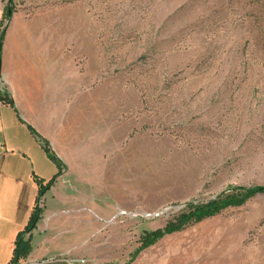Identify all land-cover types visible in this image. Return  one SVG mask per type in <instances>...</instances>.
Wrapping results in <instances>:
<instances>
[{
	"label": "rangeland",
	"instance_id": "obj_1",
	"mask_svg": "<svg viewBox=\"0 0 264 264\" xmlns=\"http://www.w3.org/2000/svg\"><path fill=\"white\" fill-rule=\"evenodd\" d=\"M8 4L0 0V31ZM13 5L48 29L67 26L70 112L78 101L99 102L84 107L95 111L85 113L78 161L91 177L76 188L100 225L93 261L264 264V194L137 253L185 204L264 186V0ZM0 194L5 207L26 196L8 181Z\"/></svg>",
	"mask_w": 264,
	"mask_h": 264
},
{
	"label": "crops",
	"instance_id": "obj_2",
	"mask_svg": "<svg viewBox=\"0 0 264 264\" xmlns=\"http://www.w3.org/2000/svg\"><path fill=\"white\" fill-rule=\"evenodd\" d=\"M8 22L1 85L13 106L0 101V186L8 181L23 189L26 196L5 207L0 194V264L11 260L16 237L29 221L38 195L36 179L46 184L57 173V168L55 172L44 164L46 159L53 162L40 138L49 143L64 167L42 198L44 212L32 233V251L21 264H69L81 259L96 264L93 249L100 225L89 214L93 209L76 197V188L88 186L85 180L91 177L86 172L89 166L78 161L84 153L79 147L83 144L85 113L95 111L84 107L99 106V102L85 105L78 101L74 107L81 109L69 110L67 26L63 29L61 22L55 31L46 28L43 17L27 20L17 14ZM92 172L94 177V168Z\"/></svg>",
	"mask_w": 264,
	"mask_h": 264
},
{
	"label": "trees",
	"instance_id": "obj_3",
	"mask_svg": "<svg viewBox=\"0 0 264 264\" xmlns=\"http://www.w3.org/2000/svg\"><path fill=\"white\" fill-rule=\"evenodd\" d=\"M13 3L14 0H9V4L4 9L3 16L7 21H9L15 13ZM5 34L6 28L4 27L3 30L0 31V101L2 104H10L13 106V101L9 98L1 85V65ZM29 129L36 135V132L32 128ZM40 142L43 144L45 152L57 166L59 171L46 184H44L43 180L36 179L38 195L36 197L35 206L27 225L18 233L16 237L13 255L8 264H21V262L30 255L32 251V233L36 229L44 212L42 207V198L54 185L63 169L62 162L54 153L51 152L49 143L41 138ZM260 194H264V186H232L208 202H189L185 204V208L177 216H175L173 220L169 221L164 228L146 233L142 238V244L137 250V253L156 244L165 236L181 232L192 225L213 218L229 208L243 206L247 201Z\"/></svg>",
	"mask_w": 264,
	"mask_h": 264
},
{
	"label": "built area",
	"instance_id": "obj_4",
	"mask_svg": "<svg viewBox=\"0 0 264 264\" xmlns=\"http://www.w3.org/2000/svg\"><path fill=\"white\" fill-rule=\"evenodd\" d=\"M69 264H92V263H90V261L88 260L81 259L77 261H70Z\"/></svg>",
	"mask_w": 264,
	"mask_h": 264
}]
</instances>
